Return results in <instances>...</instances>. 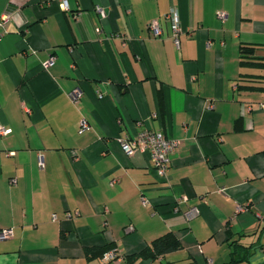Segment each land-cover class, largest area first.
<instances>
[{"label":"crops","instance_id":"0c3cea01","mask_svg":"<svg viewBox=\"0 0 264 264\" xmlns=\"http://www.w3.org/2000/svg\"><path fill=\"white\" fill-rule=\"evenodd\" d=\"M242 44L264 57V0H0V264H234L235 240L264 264V68ZM148 128L179 140L166 175L123 149ZM168 232L180 249L128 262Z\"/></svg>","mask_w":264,"mask_h":264},{"label":"built area","instance_id":"2783aa9c","mask_svg":"<svg viewBox=\"0 0 264 264\" xmlns=\"http://www.w3.org/2000/svg\"><path fill=\"white\" fill-rule=\"evenodd\" d=\"M63 5L67 6V0H63ZM169 18L172 19V28L174 31L175 41L179 43V34L181 32V28L179 25V21L175 15H168ZM226 14L221 12V17H225ZM150 28L153 33L159 35L161 33L160 24L157 20L153 21L150 24ZM53 58L49 60L45 66H48L52 62ZM83 91L80 87L75 88L71 92V97L73 100L78 101L82 96ZM90 128L89 121L86 118L81 120L80 132H84L85 130ZM11 132V129L0 126V135L7 134ZM122 145L124 151L133 155L135 152H145L150 151L152 155V159L154 161V165L156 170L160 175H166L170 169L171 162L169 158V154L174 151L179 145V140L175 138L167 137L162 131L154 130V129H145L137 134L135 137H125L122 140ZM198 212L197 208H192L189 211V216H193ZM13 236V229L11 228H3L0 229V239H7ZM107 257L110 260L116 259L118 257L115 250H110L107 253Z\"/></svg>","mask_w":264,"mask_h":264},{"label":"trees","instance_id":"16d2710c","mask_svg":"<svg viewBox=\"0 0 264 264\" xmlns=\"http://www.w3.org/2000/svg\"><path fill=\"white\" fill-rule=\"evenodd\" d=\"M258 45L254 44H242L240 48V57H241V65L243 66H252L264 68V57L257 56L256 50ZM264 90L263 87H254ZM232 251H231V263H238L241 261L248 260L252 254L251 247L245 246L243 244L238 243L236 240L232 241ZM182 246L181 241L177 238V236L173 232H168L152 241V243L141 251L133 253L128 256V262L131 263L140 257H148V256H158L165 254L167 252L175 251L180 249ZM112 246L106 245L104 247H91L87 248L88 256H96L102 255L107 252Z\"/></svg>","mask_w":264,"mask_h":264}]
</instances>
